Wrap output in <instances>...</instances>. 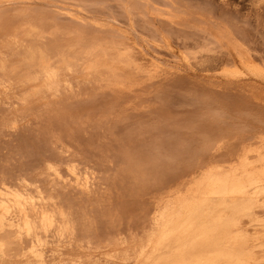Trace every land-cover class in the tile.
Masks as SVG:
<instances>
[{
    "label": "bare ground",
    "instance_id": "bare-ground-1",
    "mask_svg": "<svg viewBox=\"0 0 264 264\" xmlns=\"http://www.w3.org/2000/svg\"><path fill=\"white\" fill-rule=\"evenodd\" d=\"M70 1L76 3L75 6L82 12L87 13L95 7L106 9L107 4L105 1L106 4L95 3L96 0L94 3L91 0ZM160 1L165 8L157 10L156 19L151 17L155 12L144 8V4L149 0H124L117 6L118 10H105L109 11L110 17H107L112 23L129 29V32L123 31L120 34L121 30L115 28V35L117 31L119 34L114 38L111 33L110 36L114 39L107 42L103 37V41L95 38L97 36L85 38L82 27L88 24V20L85 21L82 15L80 18L77 16L79 14L73 13L77 10L72 13H69L71 9L68 13L63 12L60 4L63 0H0V58L4 55L3 49L16 48L14 57L16 60L17 57L21 59L17 61L16 66L11 63L13 68L10 72L8 69V72L3 71L5 65L0 66V93L4 102L0 101L3 106L8 107L3 110L5 114L0 113V120L2 129H11L13 134L19 128L25 129L26 121L30 120L26 117H29L27 113L30 106L32 108L35 103L48 106L56 100L53 99L54 96L59 98L65 93L61 91L62 87L69 90L73 87L71 82L60 80V73L71 74L78 71L95 75V67L98 63L109 62L108 57L120 59L125 67L135 73L140 71V64L134 59V55L140 53L136 40L142 39L151 45L164 47L174 42L179 53L189 63L206 70L219 69L224 75L240 81L235 113H228L227 108L218 106L212 97L196 98L197 95H194L195 104L202 109V113L197 121L193 119L196 122L187 125V122H184L186 126L182 128L177 126L182 130L184 128L186 132L190 131L189 134L193 132L197 143L195 156L206 155L203 163L190 164L189 161L187 172L199 170L201 173L195 187L188 189L189 192L185 196L189 206L184 213L174 214V197L182 192H177L170 186L173 171L179 164L178 156L174 155L175 124L178 122L175 123V118L170 112L157 114L145 108L143 101L139 99L140 104L134 110L135 113L130 111L131 113L120 117L125 121L129 116L139 117L143 113L148 116L146 121H137L140 132L152 136L149 144H145L147 157L143 155L145 158L142 159V154L138 153L139 149L136 152L140 156H136L130 163L132 172L141 185L138 192L143 188L145 190L142 191L148 192L149 195L158 194L155 195L158 202L154 199L147 204H141V207L138 206L139 214L135 216L134 222L142 219L143 229L149 222L153 231H149L147 237H150L146 239L140 236L142 230L138 228L128 231L131 232L129 236L133 251L130 261L127 258L126 236H122L118 231L123 218L115 210L112 211L103 198L102 193L106 186L103 187V184L108 178L106 173L102 174L104 171L101 166L102 173L87 160L67 154L69 150L65 155H60L62 152H57L53 146L61 141V136L42 130L40 127L43 125L36 122L40 119L29 117L36 120L31 122L34 124L32 129L40 126L41 134L52 140L50 144V140L45 136V140L50 142L49 145L45 140L40 144L41 134L34 131V136L35 133L40 134V138L35 136L40 142L33 147L34 152L40 153L35 147L39 149L38 146L41 145L42 148H48L47 152L60 156L57 160L40 156L43 168L37 171L38 173H29L27 168L23 173H17L18 175L14 174L15 172L4 173L3 170V173H0V264H142L140 255L144 253L147 257L143 264H264V0H250L246 10L240 6L232 8L226 0H220L222 11H227L229 7L233 9V16H236L241 26L223 27L221 22L214 20V10L208 9L198 14L200 25L193 26L194 32L190 35L176 28L181 18L174 15L168 18V15L179 10L178 0ZM196 1L208 3V0ZM138 2L144 7H138ZM155 2L152 0V5ZM50 11L56 14L57 19H62L61 21L65 18L67 22L75 23V26L67 31L74 36V41L64 48L59 47L61 51L55 47L58 54L54 51V55L50 54L49 49V53L45 54L46 48L49 43L54 46L59 44L58 38L62 39V35L66 37L67 29H64L65 24L64 27L56 24L53 18V21H50L56 25L50 24L46 18ZM183 15L190 13L184 10ZM185 16L183 20L187 21ZM156 20L161 22V29L155 27ZM48 24L52 25L50 29ZM230 24L231 22L228 23ZM99 28L102 29L100 26ZM96 30L98 31L97 28ZM9 49L7 53H10ZM107 49L109 53H105ZM141 57L146 58V55L142 54ZM113 62L115 64L116 60ZM29 72L35 74L29 75ZM247 80L252 82L251 86L245 85ZM33 81L38 85L33 86L35 88L32 91H25L23 98L11 99L12 86L20 84L19 86L24 88L28 87L27 85L31 87ZM101 93L103 98L108 95L113 96L115 100L120 96L114 92ZM7 99L8 106L4 105ZM110 108V111L115 109V105ZM32 111L35 115V110ZM164 121L166 125H163ZM21 123L26 124L23 127ZM35 123L39 124L38 127H34ZM27 126L29 130V125ZM28 132L30 133V130ZM30 134L32 135V132ZM187 137L192 138L191 135ZM191 147L187 148L186 145V150ZM190 153L189 156L193 154ZM192 158L199 159L194 156ZM153 196L150 198H154ZM247 216H250L251 223L248 227H243L241 220Z\"/></svg>",
    "mask_w": 264,
    "mask_h": 264
},
{
    "label": "rangeland",
    "instance_id": "rangeland-1",
    "mask_svg": "<svg viewBox=\"0 0 264 264\" xmlns=\"http://www.w3.org/2000/svg\"><path fill=\"white\" fill-rule=\"evenodd\" d=\"M91 1H93V3L95 2V0H91ZM96 1L97 2H95V3L107 2V4L105 3L106 9L105 8L101 9L100 7H97V8L95 7L96 10L94 9L91 12L89 11L90 13L89 12L87 13L84 11H83L84 12L83 13L82 10L78 6H75L76 3H73L70 0H66V1L63 0V2H61L60 4L63 7V12L65 11L68 13L69 9H71L70 10L71 12H69V13H72L73 10H77L73 13L79 14L77 16H79L80 18L83 17V19L85 21L88 20L87 21L88 24L82 27V33H83L84 37L87 39L88 38L90 39V38L97 36L95 38H100V40H102V41H103V38H106L104 40H107V42H111V40L116 38L115 36L119 34V32L117 31V34L115 35V31H116L115 28L116 29L118 28L119 31L121 30L120 34L123 33V31H125L126 33L129 32V29H126L125 27H122V26H119V25L112 23V20H110V18H109L110 14L108 15L109 11H105L108 9L110 10V12L114 11V10L115 11L118 10L117 6H119L121 3H123L124 0H99V1L96 0ZM117 1L119 2V4ZM155 1H157V3ZM154 2H155V4L153 3V5H152V0H149L148 3L144 4L145 7L143 6V4L142 5L139 4L140 2H138L137 4H139L138 7L142 8V6H143L144 8H148V9L152 10L153 13L155 12L154 16H151V17L153 19H156L155 15L158 13V11L163 10L165 7H163V2H161L160 0H154ZM177 2H178L177 6L179 7V10L178 11L175 10V12L168 15V18H170L171 15H174V16L181 18V19H179L180 25L178 24L176 26V28L179 31H182V33L187 34V35H190L194 32L193 26L200 25V21L197 17L198 14L202 13L204 10L208 11V9L214 10V15H215L214 20L217 22H221V24H223L222 25L223 27H225V26L226 27L227 26L233 27L234 26L235 28H238L241 26V24L238 22V19L236 18V16H233L235 14V11L233 9H230V7L236 8V7L240 6L241 8H244L246 10L248 8V5L250 4V0H226V2L230 5V7H229V9H226L227 11H222L223 10L221 7L222 3L220 2V0H208V3H206V4H204V3L202 4L200 1H196V0H178ZM72 4H74V6ZM150 4H151V6H150ZM204 5H206V6H204ZM108 6H109V8H108ZM199 6H201V8ZM154 9H156V10H154ZM78 10H80L81 12L79 11V13H78ZM184 10H187L191 16L190 15H187V16L183 15ZM245 10H244V13H245ZM180 11H182V12L180 13ZM220 12L223 15L220 14ZM52 13H54V12L50 11L47 13V17H46L47 20L50 21V19L52 20V18H53L54 21L56 20V24H58L61 27H64V24H65L64 29H67L65 31L67 33L66 37H65V35L64 36L62 35L61 36L62 39L58 38V42H59V44H57L58 46L57 45L54 46L53 43H51L52 45L50 43L48 44L46 51H45L46 52L45 54H48L50 52L51 55H54L53 54L54 51H55V54L58 51V50H55V47L59 48L62 46L61 48H64L65 45H67L69 43L71 44V42L74 41V36L70 35V33L67 31H69L73 26H75V23L72 21L67 22L68 20L67 19L65 20V18L63 19V21H61L62 19L61 20L57 19L56 14L54 13V15H53ZM166 13L167 12H165V13L163 12V14H166ZM178 13H179V15H178ZM80 15H82V17ZM107 16H109V17H107ZM184 16L188 18L187 21L183 20ZM86 18H88V19H86ZM196 20H198V21H196ZM52 21H50V24H52L53 26L56 25L55 22L52 23ZM230 22H231V24L228 25V23H230ZM184 23H186V24H184ZM62 24H63V26H62ZM52 25L48 24V26H49L48 28L50 29L52 27ZM98 25L102 28L101 29L102 31L100 30ZM154 25L157 28H160V29L162 28L161 22H159L157 20L155 21ZM95 28L98 29V31L96 30L97 31L96 35H95V32H96ZM184 29H185V32H184ZM111 30H112V32H110ZM250 31H252V30H250ZM111 33H112V36L114 38L112 36H110ZM68 35H70V37ZM107 36H110V37L107 38ZM105 42L106 41H104V43ZM60 43H61V45H60ZM136 43L139 47L140 53L135 54L134 59L136 61L138 60L140 67H141L140 71H138L137 73H135V72L131 71L130 69H128L127 67H125L120 62L121 61L120 59H118V58L113 59V57L107 58V60L109 62L98 63V65L95 67V71H97V74H95V75H86V74H83V73L78 72V71L75 73H71V74L60 73L59 74L60 80L71 82L73 87L70 89L71 91L69 89L62 87L63 89L61 91L65 92V93H63L62 96L59 98H56V96H54L53 99L55 98L56 100L57 99L58 100L56 101L54 99L55 101H53V103L49 104L48 106H44L43 104H40V103H37V104L35 103L33 105L34 108L32 106L33 109L30 106L27 115L29 114V117H34L36 120L40 119L39 121L33 120L34 118L31 119L28 116H26L28 118V120L29 119L31 120V121L30 120L26 121L27 124L24 123V125L26 124L27 128L25 127V129H24L20 126L23 130L22 129L20 130V128H19L16 130V133L14 132V134H13V132H11L12 131L11 129H9V130H7L8 128H6V130H3L5 128L2 129V123H1L2 121L0 120V128H1L0 129V131H1L0 132V173H3L2 172V170H3L4 173L15 172L14 174L18 175L21 172L23 173L24 169H26V168L29 170V173L30 172L33 173L34 171H35L34 173H38L43 168V166L41 164L42 160L40 159V156L41 157L42 156L43 157H49L52 160H57L60 155H65L68 150H69V152L67 154H71V156L78 158V159L87 160L90 164H92V166H94L101 173L104 171L102 174L106 173V176L108 178H106V180H105L106 182L104 181V184H103V187L106 185L105 189L102 193L103 198H105V200H106L105 204L107 206L109 205V207L112 211L115 210V212L117 214H119L121 216V218H123V219H121V222H122L121 226H120L119 230L118 229L117 230L120 231L121 235L123 234L122 236H124V237L126 236V239H127L126 242L128 243L127 258L129 261H130V258H132L133 251H132V247H131L132 246L131 237L129 236V233H131V232H128V231H133L136 228H138L140 231L141 230L145 231V229H146L145 232L141 231L140 236L141 237L144 236L145 239L150 237V236L147 237V235H149V231H150V233L153 231L150 223L149 222L147 223V225L148 224L150 225V226L148 225L149 227L147 226V227H144L145 229H143V226H144V223H142L143 220L141 219V221H138L137 223H135L134 218L137 214H139V208L141 207V204L142 205H143V203L147 204V203H149V201L150 202L154 201V199L156 201L157 198H155V197H157V196H155V195L157 193L154 194V196H153V194L149 195L148 192L142 191V190H145L143 188L140 190V192H138L139 189L141 188V185H139V182L135 178V174H133V172H132L133 170L131 168L132 164L130 163V162H132V160H134V158L136 156L137 157L140 156V154H138V153H141L142 154L141 156L147 155V153H146L147 147L146 146L149 144L152 136H150V134H148V133H143V132L141 133L139 128L137 127V121H146L148 116L146 113H143L139 117L129 116V119L125 120L126 122L123 121L122 118H120V117H124L130 111L132 113H135L134 110L137 109V105L140 104L139 100L143 101V105L145 106V108L153 110L154 113L159 114L160 112H170L171 115L174 116L175 123H176V121L178 122V124H175V127H176L175 128L176 129L175 130L176 131L175 132V134H176L175 138L176 139L174 141V144H175L174 147L176 149L174 150V153H175L174 155L178 156L177 160L179 161V164L178 163H177L178 165L176 164L177 166L175 167V169L173 171L174 175L172 174V180H171L170 186L173 189H175L177 192L178 191L182 192L181 195H177L176 197H174V205H173L174 214L176 215L178 213H184L187 210V207L189 206V201L185 198V196L189 192L188 189L195 187V183L199 179V176L201 173L199 170L194 171V172H187L186 169L189 166V161H191L190 164L192 162L193 163H198V162L203 163V162H205V159H206L205 156L206 155L204 154L202 156L200 154L201 155L200 156L199 154H196L197 155V157H196L195 153H194L197 150V143H195L196 137L193 138L194 135H193L192 131H191V134H189L190 131L186 132V130L184 128L182 130L178 127L182 128V127H185L187 124L196 122L197 118L202 113V109L197 104H195L196 101H195V99H193V98H195L194 95L195 96L197 95L196 98L200 97V96L212 97L216 101V104L218 106H225L228 110V113H230V114L235 113L234 109H235V106L237 104V96H238L237 89H238V86L240 83V81L237 78L226 76L219 69H213L212 70L210 68V70H208V69L206 70V69H202L200 66H195V65L189 63L179 53L178 47L174 42H170L168 47H164L161 45H151L142 39L136 40ZM7 49H9V48L3 49L4 52L2 51L4 53V55L1 56V58H0V66L5 65L3 71H5V72L9 71L10 72V70L12 71V68H13V67H11V65L14 64L13 66H16V63L21 61V59H19L17 57V60H16V57H14V53H16V50H17L16 48L11 49V50L9 49L10 51L9 50L8 51L10 53H7ZM48 49H49V52H48ZM14 50H15V52H14ZM104 50H106V47ZM60 51H61V49H60ZM107 52H108V49H107V51H105V53H107ZM6 54L8 57L6 56ZM45 54H44V56H48ZM142 54L146 55V58L141 57ZM5 59H7V60L5 61ZM113 60L114 61L116 60L115 64H114ZM3 61H5V62H3ZM11 63H13V64H11ZM6 65L8 67L10 66V68H7ZM7 69H8V71H7ZM150 69H154L156 72L155 71L152 72ZM143 71H145V72H143ZM31 73L29 72V75ZM32 74H35V73H32ZM19 85L20 84H17L15 86H12V88H11V96L10 97H12L11 98L12 100H13V98H17V97L23 98L22 96H23V94H25V91L26 92L32 91V89L35 88L33 86L38 85V84L36 81H33L31 83V87H30V85H27L28 87H26V88L21 87ZM245 85L251 86L252 82L247 80V81H245ZM101 92H105V93H109V94H110V92H114V93L119 94L120 96L118 99L115 100V98L113 96H108V95L105 96V94H103V96L107 97V98H105V97L103 98ZM98 93H100V95ZM77 96L80 98H78ZM99 96H101V97H99ZM0 97H1L0 100L2 102H4L3 101L4 99L1 95V93H0ZM48 98L50 100V97H48ZM93 100H95V101H93ZM2 102L0 104L1 105L0 108L2 109V111L0 109L1 115L5 114V111H3V110L8 108V107L3 106ZM8 102H9V100L6 101V103H8ZM6 103L4 105L8 106L9 103L8 104H6ZM111 105H115V109H112V110H114L115 113L111 110L113 112L112 114L110 111ZM70 108H71V110H70ZM11 109H13V107ZM32 110H35V115L32 114L33 113ZM109 111H110V113H109ZM19 113H21V112H19ZM37 115L38 116L41 115V116L36 118ZM60 116H62V117H60ZM70 116L73 119H71ZM193 119H196V121ZM45 120H47V121H45ZM130 120H131V122H130ZM188 120H190V121H188ZM32 121L33 122L36 121L39 124L41 123L43 125V127H40V126L39 127L42 128V130H44V131L46 130L47 132H50V133L56 134V135L59 134L61 136V141L54 143L55 145L53 146V147H55L57 152L59 150H60V152H62V153L59 152L60 155H58L56 153L47 152L48 148H45L44 147L45 145H43L44 148H42L41 145H39L40 147L38 146L39 149H37L35 147L36 151L40 150V153L34 152L35 150H33L34 149L33 147L37 146L39 144L40 140H42L40 144H43V141L45 140L46 135L41 134L42 130L38 127L39 124L35 123L34 127H38L39 129L33 128L34 129L33 130L32 127L34 124L31 123ZM29 122L31 123V125ZM105 122H106V124H105ZM122 122H125V123H122ZM180 122L182 124H180ZM184 122H187L186 125ZM163 123H164L163 125H166L165 121ZM21 125L24 127L23 123H21ZM27 125H29V128H30L29 130H30V133L32 132V135L28 132L29 130H28ZM50 128L52 131L49 130ZM125 128H127V129H125ZM35 129H38V130H35ZM24 130H26V131H24ZM124 130H126L128 132L126 133V131H124ZM178 130H180L178 132L180 135H178V133H177ZM22 131L25 133H23ZM34 131L41 134V138H40L38 136L40 134L37 135L35 133V136L37 135L36 137L40 138L39 141H38V138L36 139V137L33 135ZM181 132L183 135L181 134ZM184 132H186V133H184ZM147 135H149L148 139L146 137ZM188 135H191L192 138L187 137ZM18 138H20V139H18ZM46 139L50 140V138H48V136H46ZM47 140H45V141H47ZM48 141L46 143H48ZM50 142L49 143L52 144V140H50ZM49 143H48V145H49ZM60 143H62V145H60ZM185 143L187 145V148H188V146H189V148L192 146L191 147L192 151H191V149H188V151L186 150L187 148H186ZM44 144H45V142H44ZM145 144H147V145L145 146ZM181 146H182V148L183 147L184 148L182 149ZM65 147L67 148V150L65 149ZM68 147H69V149H68ZM142 147H146V148L141 149ZM40 148H42V149H40ZM120 149L122 150V152H120L121 151ZM126 149H127V151H126ZM139 149H140V152L138 151ZM193 149H195V150H193ZM43 150H45L46 153L43 152ZM142 150H144V151H142ZM183 150H185V152ZM124 151H125V154H124ZM136 151H138V153ZM182 151H183V153H182ZM127 152H129V153L131 152V154H128ZM189 152H191L190 154H192V153L193 154L189 156V154H188ZM126 153H127V155H126ZM37 154H39V155H37ZM129 155H130V157L131 156L132 157L130 158ZM112 156H114V157H112ZM126 156H128L129 158H126ZM144 156L141 158L142 159L145 158ZM187 156H189V157L187 158ZM193 156H194V158H199V159L193 160V158H192ZM199 156L201 157V159ZM122 160L124 162L128 161V162H126L127 164L124 163ZM129 160H131V161H129ZM200 161H202V162H200ZM110 162L112 163V165H110ZM128 164H129V166H128ZM121 165H122V167H121ZM100 166H101L103 171L101 170ZM127 166H128V169H127ZM34 168L35 169L37 168V169L33 170ZM109 168H110V170H109ZM128 171H130V173L131 172L132 173L130 174V173H128ZM127 173L130 175H128ZM188 174H189V177H188ZM131 175L134 178H132ZM115 176H117V177L115 178ZM132 180H134V181H132ZM133 183H135V185L132 186ZM111 185L113 186V188ZM129 185L131 186V188ZM136 185H137V188H136ZM106 189H108V190H106ZM141 191H142V193H141ZM146 193H147V195H146ZM129 195L131 197H129ZM151 196H153L154 198H150ZM160 196H163V195H160ZM148 198H149V200H148ZM157 202H158V199H157ZM111 203H113V204H111ZM138 206H140V207L138 208ZM145 217H147V216H145ZM250 219H251L250 216L243 217L241 220V225L243 227H248L251 223ZM175 220H176L175 223L177 224V218H175ZM149 228H150V230H149ZM127 237H129V238H127ZM146 257H147L146 253L140 255V259L142 260V264H143V262H145ZM97 259H98V257H97ZM126 264H129V263L126 262Z\"/></svg>",
    "mask_w": 264,
    "mask_h": 264
}]
</instances>
